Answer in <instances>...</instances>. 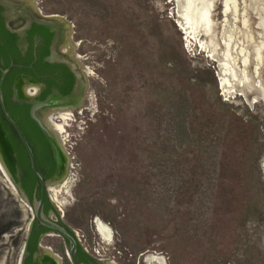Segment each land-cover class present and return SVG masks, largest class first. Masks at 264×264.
<instances>
[{"label":"rangeland","instance_id":"rangeland-1","mask_svg":"<svg viewBox=\"0 0 264 264\" xmlns=\"http://www.w3.org/2000/svg\"><path fill=\"white\" fill-rule=\"evenodd\" d=\"M35 1L74 25L88 74L54 119L69 164L49 188L84 246L112 264H264V0ZM31 218L0 169V264Z\"/></svg>","mask_w":264,"mask_h":264},{"label":"flooded vegetation","instance_id":"flooded-vegetation-1","mask_svg":"<svg viewBox=\"0 0 264 264\" xmlns=\"http://www.w3.org/2000/svg\"><path fill=\"white\" fill-rule=\"evenodd\" d=\"M16 1L19 2L18 0H14L13 2ZM28 1H34L36 3L35 0H28ZM22 6L21 8L18 9H22ZM4 13H5V9L3 5L0 4V17L2 18V26H0V44L4 50V53H6L8 56L11 57L13 54H15V57L12 56L9 59L10 61L9 65L6 68H4V69L10 68V71L6 75L2 88L3 100L8 113L9 110L7 108L5 101L4 88L6 85L7 78L9 75H11V70L13 68L21 69L20 71H16L12 74L11 82L7 86L9 91V100L14 109L15 107H17L18 104L20 105L27 104L21 102L16 95L15 86L18 82V79L22 80V85L20 87V94H24V95L34 94L35 100L40 102L46 101L51 98H56L58 101L63 100V98L68 96L73 91L76 85L77 82L76 73L66 63L48 62L46 58L51 54L53 41L56 36L58 37L59 40L58 50L60 51V53L69 55L71 53V44L72 45L76 44L77 46V43L74 42V40L72 39L74 25L70 21H69L70 26L72 24V27H68L67 24L63 25L58 23L55 25L58 31L57 32L50 25L42 24L36 20H29L30 18L28 16L29 13L28 15L23 16L25 19L15 20L20 12L17 10L14 11L13 9V11L12 10L9 11L10 18L12 20H15L12 24L13 29L11 30L7 26V21L4 16ZM42 15L51 16L55 14H44L42 12ZM75 49L73 50V54L76 56L78 60L79 57L76 55ZM5 64H6L5 56L0 54V67L3 69V66ZM37 66H39L41 70H43V72L37 69ZM47 67H51V72H47ZM84 68L85 67L79 61V63L76 65V71L78 72V74L84 75V73H87V71ZM28 70H31V72H28ZM0 79H1V75H0ZM27 87H31L29 88L30 90H28ZM33 87H36L37 90L35 91ZM27 105H30L29 113L31 116L32 105L31 104H27ZM78 106L79 105H76L75 108H77ZM60 109H69V108L60 107L58 108V110H54V112L59 111ZM45 116H46L45 118H47L49 114H46ZM3 117L5 118L0 106V120L2 123V127L7 132L8 137L14 146L15 152L17 154V159L19 162V154L15 148V144L12 138L13 132H15L16 134L17 132L7 120L4 121ZM17 125L22 130L24 136L26 137V139L28 140L31 146L30 143L31 141L30 139H28L27 134L19 124ZM35 125L39 129L40 133L47 140L55 163V168L50 175H48L47 172V170L49 169L47 163L44 164V169H46V173L43 174L40 173V174L43 176L46 182L49 181L50 179L56 178L57 175L58 178L62 177V179L64 180L68 165L67 162H65L66 152L62 147V140L59 136L58 131H55V129H53V127H51V125H49L48 123H46L47 125L46 127H48V131H43L36 122ZM29 135L31 139L35 142L37 139V134L29 130ZM31 148L33 149L32 146ZM56 150L61 155L62 167H64V169L66 168L64 170L65 174H63L62 172L60 173V175L57 174V169L59 165L58 162L60 163V161L57 162ZM20 167L22 169V173L20 174L19 181L25 195L27 196L29 201L32 202L34 198V194L36 192L37 198L40 199L41 197H40L39 184L36 183L33 187H31L32 183L28 178L29 176L27 170L24 169L23 166L21 165ZM62 181H60V183H62ZM27 187L30 189L32 188V193H31L32 195H30L29 192L27 191ZM44 213L48 217L52 214L53 216L52 221L58 224L59 226L63 227L69 234H71L76 239L77 246H76V252L74 253V257L77 264H112V263H107L105 259L94 255L93 253H91V251L88 248L84 246L82 239H80L79 236L76 234V232L67 223H65V221L59 216V212L57 208L49 198V192L47 193L44 201ZM72 249H73V244L71 243L70 240L58 234L55 230H52L44 226L36 218H31L27 226L24 228L21 241L19 242L20 252L18 253L16 264H19L20 259H22L21 264H76L74 258L72 257V253H71Z\"/></svg>","mask_w":264,"mask_h":264},{"label":"water","instance_id":"water-1","mask_svg":"<svg viewBox=\"0 0 264 264\" xmlns=\"http://www.w3.org/2000/svg\"><path fill=\"white\" fill-rule=\"evenodd\" d=\"M22 1L24 4L22 6V9L26 8L27 10L30 11L29 20H36L42 24L50 25L56 31H57V28L55 27V25L58 23L63 24V25L67 24L68 27H72V24L70 26V22L67 21L62 16H59V15L44 16V15H42V12L40 11V9L37 8V5L34 1H28V0H22ZM0 4H2L4 9H5L4 16H5L6 21H7V26L11 30L13 29L12 24L15 20L25 19L21 14H18L17 18L15 20H12L10 18V15H9L10 10H9V6H8L7 1L6 0H0ZM58 42H59V40H58V37L56 36L54 41H53L51 54L46 58V60L48 62H64L68 66H70L72 68V70L75 71L76 77H77V82H76V85H75L73 91L68 96L63 98V100H61V101H58L56 98H51V99H48L46 101L40 102V101L35 100L34 94L33 95L32 94H27V95L20 94V87L22 85L21 79H18V82L15 86V91H16V95H17L18 99L23 103H27V104L32 105L31 116L43 131H48V127H46L47 126L46 121L44 120V116L46 114H50V113L54 112V110H58V108H60V107H64V108L66 107L69 109H74L76 105L80 106V104H82V101L84 100V95L86 94V92L88 90V79H87L88 74L84 73V75H82V74H78V72L76 71V65L79 63L76 56L73 54V50L75 49L76 44L75 45L71 44V53H70L71 55L70 54L66 55L64 53H60V51L58 50ZM9 71H10V68L2 69L0 67V72H1L0 106H1L2 112H3L6 120L16 130L22 144L24 145V147H25V149L29 155L30 163H31V169H32L34 175L37 177L38 182H39L40 197L41 198L38 199L36 196V192H35L33 201L30 202L29 199L27 198V196L25 195L23 189L21 188L19 178H20V174L22 173V169L19 165V162L17 159V154L15 152L14 146H13L11 140L9 139L7 132L2 127L1 120H0V163L2 164V167H4V169L6 171V177L10 181L13 189L19 195L20 199L22 201H24L26 204H28L29 207L31 208V210L33 212V218H36L44 226H46L52 230H55L58 234L64 236L65 238H67L68 240L71 241V243L73 244V249L71 252L72 257L74 258V261L77 264L75 257H74V253L76 252V246H77L76 239L71 234H69L63 227L59 226L58 224H56L52 221V217H53L52 214L48 217L44 213V201H45V197H46L47 193L49 192V188L52 185H56V184L60 183V181H62L63 179H62V177L58 178V175H57L56 178L50 179L47 182L44 180L43 176L40 174V172L37 169L36 159H35L33 149L31 148L28 140L24 136L22 130L19 128L17 123L13 120V118L10 116V114L6 110L4 100H3V95H2V88H3V83H4V80L6 78V75ZM56 158H57V162L60 161V163L58 162L59 165H58V169H57V174L60 175L61 172L63 174H65L64 170L66 168L64 169V167H62V164H61L62 158H61V155L58 153L57 150H56ZM65 159H66L65 162H67V165H68L69 164V158H68L67 153L65 155ZM62 162H64V161H62ZM21 260L22 259H20L19 264H21Z\"/></svg>","mask_w":264,"mask_h":264},{"label":"trees","instance_id":"trees-1","mask_svg":"<svg viewBox=\"0 0 264 264\" xmlns=\"http://www.w3.org/2000/svg\"><path fill=\"white\" fill-rule=\"evenodd\" d=\"M0 26H2V18L1 17H0ZM0 54L5 56L6 64L3 66V69H4L9 65V62H10L9 59L12 56L15 57V54H13L11 57L8 56L6 53H4V50L1 46V44H0ZM37 69H39L40 71L43 72V70H41V68L39 66H37ZM20 70L21 69L13 68L11 70V75H9L7 78L6 85L4 88L6 105H7V108L9 110V113L12 116V118L17 122V124H19L23 128V130L27 134L28 139H30V141H31L30 143L34 149L38 171L41 174L46 173V169H44V164L47 163L49 166L48 167L49 169L47 170V172H48V175H50L55 168L54 159H53L52 152L50 150V146H49L47 140L40 133L39 129L35 125L34 120L30 116V113H29L30 105L18 104L17 107H15V109H14L13 106L11 105L10 100H9V91H8L7 86L11 82L12 74L14 72L20 71ZM28 72H31V70H28ZM47 72H51V67H47ZM0 75H1V73H0ZM3 119H4V121H6V119L4 117H3ZM29 130H31L32 132L37 134V139L35 142L31 139V137L29 135ZM12 138H13V142L15 144V148L19 154V163L28 172V176H29L28 178H29L30 182L32 183L31 187H33L36 183L39 184L37 177L34 175L32 169H31L30 158H29V155H28L24 145L22 144V142L20 141L19 137L17 136V134L15 132H13ZM27 191L29 192L30 195H32L31 194L32 188L30 189L27 187Z\"/></svg>","mask_w":264,"mask_h":264},{"label":"bare ground","instance_id":"bare-ground-1","mask_svg":"<svg viewBox=\"0 0 264 264\" xmlns=\"http://www.w3.org/2000/svg\"><path fill=\"white\" fill-rule=\"evenodd\" d=\"M7 1V3H8V6H9V10H12L13 11V9H14V11H19L20 13L19 14H21L22 16H24V15H28V13H29V17H30V11L29 10H27V9H18V8H21V6L23 5V1L22 0H18L19 2H20V4H19V2H13L14 0H6ZM200 1V0H199ZM196 2V1H195ZM198 3V2H197ZM22 4V5H21ZM199 4V3H198ZM200 5V4H199ZM12 6V7H11ZM199 7V6H198ZM197 7V8H198ZM201 7H202V5H201ZM203 8V7H202ZM200 10V9H199ZM196 11V10H195ZM197 12V11H196ZM196 15V14H195ZM198 16H199V12H197V16H195V17H197V20H199V18H198ZM198 22V21H197ZM195 23H196V21H195ZM89 74H90V72H88ZM245 76V75H244ZM245 78L248 80V76L246 75L245 76ZM34 89H35V91L37 90V88L36 87H33ZM33 89V90H34ZM30 90V89H29ZM72 112V111H71ZM71 112H70V110H65V111H62V110H59V111H57V112H55V113H53V114H49V116H47V118H45V116H44V120L46 121V123H48L49 125H51V127H53V129H55V131H58V132H63V130L61 129V127L58 125V124H56L55 123V117L56 116H58L59 118H61V119H63V120H66L70 115H72L71 114ZM0 169L1 170H3V173L6 175V171H5V169H4V167H2V164L0 163ZM101 228V227H100ZM100 231H101V229H100Z\"/></svg>","mask_w":264,"mask_h":264}]
</instances>
